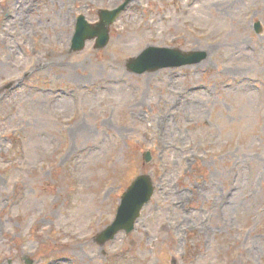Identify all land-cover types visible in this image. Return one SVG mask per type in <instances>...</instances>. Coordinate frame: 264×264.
<instances>
[{"label": "rangeland", "instance_id": "374dc122", "mask_svg": "<svg viewBox=\"0 0 264 264\" xmlns=\"http://www.w3.org/2000/svg\"><path fill=\"white\" fill-rule=\"evenodd\" d=\"M123 3L0 0V264H264V0H134L71 50ZM150 46L206 57L132 73ZM146 174L134 232L100 246Z\"/></svg>", "mask_w": 264, "mask_h": 264}, {"label": "water", "instance_id": "95a60500", "mask_svg": "<svg viewBox=\"0 0 264 264\" xmlns=\"http://www.w3.org/2000/svg\"><path fill=\"white\" fill-rule=\"evenodd\" d=\"M131 1L126 0L123 5L113 11H101L100 22L96 25H91L84 16H81L72 41V51L83 50L86 42L94 38H97V49L105 48L110 40V25L115 22ZM205 57V53L186 54L175 49L149 47L140 56L131 59L128 68L133 73L143 74L145 72H156L164 68L198 64ZM145 160L150 162V153L145 155ZM154 191L152 178L149 175L139 176L123 194L114 221L96 237V242L103 246L114 240L120 232L126 234L133 232L141 216L142 209L150 202Z\"/></svg>", "mask_w": 264, "mask_h": 264}, {"label": "bare ground", "instance_id": "6f19581e", "mask_svg": "<svg viewBox=\"0 0 264 264\" xmlns=\"http://www.w3.org/2000/svg\"><path fill=\"white\" fill-rule=\"evenodd\" d=\"M27 3H29V2H27ZM26 3H21V2H18L17 4H16V6H15V8L16 9H21V8H23V6L25 5ZM30 4V3H29ZM19 20H22V19H19ZM224 41V40H223ZM123 51H127V48H125V49H123ZM45 59V58H44ZM44 59H42V60H44ZM43 63H40V66L41 67H43ZM240 84H242V83H240ZM229 86H232V85H229ZM190 91H192V90H190ZM186 93L187 92H185V95H186ZM180 100H179V107H182L183 106V100L184 99H186L187 98V95L186 96H184V93H181L180 95ZM177 106V107H178ZM76 127H77V130H84V127L82 126V125H80V124H78V125H76Z\"/></svg>", "mask_w": 264, "mask_h": 264}]
</instances>
